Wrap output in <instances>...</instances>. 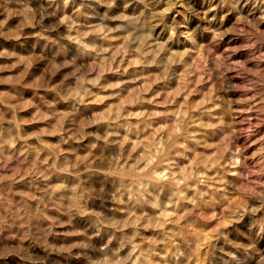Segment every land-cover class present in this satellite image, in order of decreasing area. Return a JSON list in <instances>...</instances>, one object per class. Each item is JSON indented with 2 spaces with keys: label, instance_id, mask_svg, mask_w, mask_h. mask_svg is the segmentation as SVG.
I'll return each instance as SVG.
<instances>
[{
  "label": "clouds",
  "instance_id": "obj_1",
  "mask_svg": "<svg viewBox=\"0 0 264 264\" xmlns=\"http://www.w3.org/2000/svg\"><path fill=\"white\" fill-rule=\"evenodd\" d=\"M0 264H264V0H0Z\"/></svg>",
  "mask_w": 264,
  "mask_h": 264
}]
</instances>
